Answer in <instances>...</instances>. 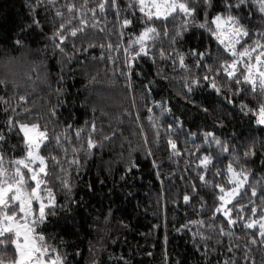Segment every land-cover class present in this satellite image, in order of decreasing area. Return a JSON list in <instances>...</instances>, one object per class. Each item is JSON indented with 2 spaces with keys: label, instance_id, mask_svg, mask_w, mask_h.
<instances>
[{
  "label": "snow or ice",
  "instance_id": "obj_1",
  "mask_svg": "<svg viewBox=\"0 0 264 264\" xmlns=\"http://www.w3.org/2000/svg\"><path fill=\"white\" fill-rule=\"evenodd\" d=\"M246 2L247 0H64L61 4L59 0H48L50 19L46 16L44 23L51 25L50 41L53 50H58L61 54L63 67L69 61L79 60L76 52L83 53L91 49L95 41L89 33L91 29L99 27V14H113L120 28L125 29L136 23L133 12L138 9L139 13H145V16L140 18L141 29L132 34L135 38L121 41L127 45L123 48L125 55L122 63L117 66L116 60L119 57L110 54L105 56L104 53H101L99 59L90 58L94 63H99L100 60L112 61L113 77L116 73L123 77L127 86L125 94L127 95L129 89L135 93L132 97V107L138 106L137 97L141 102L146 99L147 89L143 81H140L139 89L135 86L137 79L144 75L140 62L151 59L155 65L157 56L172 58L173 66L179 65L186 73L181 81V91L177 95L189 99V93H194L196 88L203 86L222 95L234 106L235 101H239V111L248 117L250 124L254 123L258 128L250 127L248 133H237L233 130L232 135L228 137L218 136L216 131L204 130L200 144L193 145L195 152L180 147L183 122L178 117H174L172 123L163 125L165 150L170 149L168 160L183 158V153L187 151L188 167L194 166L196 172V182H189L184 191L177 190L172 203L183 200L186 207H199L200 212L196 214L204 215L205 209L211 213L206 219L188 221L182 228H187L189 224L206 225L207 229L215 232L217 236L232 237L234 232L229 229L230 225L234 227L242 223L241 231L258 226L259 243L264 244V0H252V4L258 6V11L262 14L258 26L242 14ZM40 4L41 0H37L36 4L30 7L38 9ZM217 8L222 11L215 12ZM112 10H115L114 13ZM177 12L182 14L179 24L176 23ZM201 16L203 19H198ZM190 22L199 29H205L215 38L219 45L215 51H212L210 44L205 45L203 42L187 52L173 48L184 35ZM41 23L40 19L32 18L31 24L25 27L31 29ZM121 35L122 32L117 33L118 39ZM77 40L81 41L79 48L75 42ZM85 42L88 43V48L83 46ZM12 44L14 47H24L23 39H15ZM100 47L110 53L114 48L120 50V43L109 41L101 43ZM78 66L85 69L87 75V69L93 65L86 57L85 63ZM156 74L168 79L164 70L158 66ZM113 77L108 78L110 84L116 83ZM42 79L48 83L46 72ZM95 82L96 75H93L90 83ZM0 85L7 86L8 81L0 79ZM52 91L57 98L55 105H51L48 100L47 105L51 106L46 105L43 112L22 108V115L14 110L13 115H9L11 101L0 96V101L9 105L3 113L7 131L0 128V264H67L68 254L61 251V244L64 242L58 241L55 234H49L47 225L52 217L58 216V204L60 208L70 210V204L75 202L71 170L74 168L79 172L97 147L103 149L109 142L116 141L115 132L106 134L102 125L98 127L96 119L93 118L85 119L76 127L75 134L71 135L72 125L67 121L60 122L56 115V107L61 102L60 96L64 93V88L61 86ZM27 100V95L18 97V102ZM191 102L196 103L195 100ZM153 103L160 107L162 115L171 111L165 107L163 97ZM144 107L147 108V105L144 104ZM198 107L206 115L210 114V109L202 103ZM92 110L96 111L95 106ZM147 110L149 113L153 111L151 108ZM141 117L142 113L138 112L131 121L136 131L130 133L138 136L140 143L136 148H130L126 157L124 153L119 157L125 172L134 173L140 168L139 156L133 155L137 150L147 157H152L150 164L153 168H163V163L155 158L161 139V133L158 131L161 125L157 124L154 115L147 117L148 128L153 130L150 139L143 124H139L137 128ZM216 125L223 129L224 121L217 118L213 127ZM13 132L18 143L11 145L14 155L8 156L9 149L5 145L9 144V134ZM257 132L260 134L257 135ZM120 135L123 137L122 132ZM196 136L197 132L189 131L184 136V143L187 144L190 137ZM236 136H240L239 145L233 143ZM201 145H207V148H202ZM61 154L64 159H61ZM256 156L261 158L259 173L252 159ZM65 164L67 167H64ZM107 170L111 171V168ZM210 173L212 179H209ZM160 174L162 173L158 171L157 175ZM94 187V181L85 184L87 189ZM57 188L63 192V199L56 191ZM206 197H211V204L206 202ZM194 201L196 203H193ZM213 218L220 220V224L217 225ZM103 219L108 222L109 216L105 215ZM120 223L123 225V221ZM249 235L251 243H257V233ZM196 237L203 241L204 254L207 256L212 237L202 230L193 233V238ZM99 247L101 251L105 249L102 243ZM232 249L230 242L228 250ZM90 251L92 257L88 264H106L92 245ZM250 252V245L245 244L242 253L245 264L249 260ZM123 259L121 257V260ZM124 264H128V261L125 260ZM223 264H238V261L232 257L225 259ZM251 264H255V257H252Z\"/></svg>",
  "mask_w": 264,
  "mask_h": 264
},
{
  "label": "trees",
  "instance_id": "obj_2",
  "mask_svg": "<svg viewBox=\"0 0 264 264\" xmlns=\"http://www.w3.org/2000/svg\"><path fill=\"white\" fill-rule=\"evenodd\" d=\"M36 2L37 0H0V79L8 81L7 86L0 85V96L11 101V110L8 114L13 115L14 110L22 115V108L43 112L48 100L51 101V105L57 103L56 94L52 89L62 86L64 93L60 96L61 102L56 107V115L60 122L67 121L72 125L71 135L75 134L77 126L89 118L96 119L98 127L102 125L106 134L107 132L116 134L115 143L109 142L103 149L97 147L79 172L74 168L71 170L75 202L70 204V210L60 208L58 204V216L52 217L47 225V232L55 234L58 241L64 242L61 244V251H66L68 254L67 264H88L92 257L90 245L96 248L97 254L106 264H124L125 260L128 264H176L177 261L179 264H217L218 261L223 264L225 259L232 257H235L238 264H245L242 258L245 244L251 247L247 264H251L252 257H255V264H264V244L259 243L258 227L241 231L242 223L234 227L230 225L229 229L234 232L232 237L217 236L215 232L208 230L206 225L189 224L187 228H182L181 226L188 221L206 219L211 213L205 209L204 215L196 214L200 212L199 207L193 208L192 205L186 207L183 200L176 204L172 203L177 190L184 191L189 182H196V172L194 166L188 167L187 151L183 153V158L176 157L168 160L170 149L165 150L163 125L172 123L174 117H178L183 122L180 147L195 152L193 145L200 144L204 130L216 131L218 136L228 137L232 135L233 130L237 133H248L250 127L258 128L254 123L250 124L248 117L239 111V101L236 100V106H234L222 95L203 86L196 88L194 93H189V99H185L183 95H177L181 91V81L186 73L180 69L179 65L173 66L172 58L157 56L155 65L152 64L151 59L140 62L144 75L137 79L135 86L139 89L140 81H143L147 89L146 99L141 102L137 97L138 106L134 108L132 97L135 93L129 89L127 95L125 94L127 86L123 77L119 73L113 77L112 61L100 60L99 63H94L90 58L99 59L101 53L105 56L110 54L113 57H119L116 65H120L125 55L123 48L127 46L121 41L126 42L135 38L132 34L138 33L141 29L140 18L144 17L145 13L135 10L133 16L136 17V23L125 29L120 28L113 14H99L97 17L99 27L91 29L89 33L95 41L91 49L83 53L76 52L75 55L79 60L69 61L62 67L61 54L58 50H53L50 41L51 25L44 23L46 16L50 19L48 0H41L38 9L30 7ZM59 3H64V0H59ZM114 11L112 10L113 13ZM209 11L212 12L211 9ZM221 11V8L215 10V12ZM242 14L252 24L259 25L262 14L259 13L258 6L252 4V0H247ZM123 15L122 12L121 16ZM181 15L177 12V24L180 23ZM32 18L40 19L42 23L29 29L25 25L31 24ZM198 19H203V16ZM121 32L122 35L118 39L117 33ZM15 39H23L24 47H14L12 41ZM109 41L120 43V50L114 48L109 53L107 49L100 47L101 43ZM75 42L79 48L81 41ZM201 42L205 45L210 44L212 51L219 46L210 33L205 29L197 28L190 22V25L185 28L184 35L179 38L177 45H173V48L187 52L189 49L196 48ZM83 46L89 47L87 42ZM200 50L203 51V49ZM68 51L71 50L68 49ZM86 57L93 65L87 69V75H85V69L78 66L85 63ZM157 66L164 70V75L168 79L156 74ZM45 72L48 74V83L42 79ZM93 75H96V82L90 83ZM109 77L116 79V83L110 84ZM20 95H27L28 100L18 102ZM162 97L165 107L171 109L163 115L160 107L153 103L154 100L158 101ZM192 100L196 103H192ZM201 103L210 109V114L206 115L198 107ZM93 106L96 108L95 112L92 110ZM8 107V104L0 101V128H5V131L7 128L3 113ZM148 108L153 111L149 113ZM138 112L142 113V117L137 128L139 124H143L144 131L150 139L153 130L148 128L147 117L154 115L157 118V124L161 125L158 129L161 139L155 158L163 163V168H153L150 164L152 157H147L137 150L133 155L139 156L141 166L134 173H129L124 171V164L119 157L121 153H124L126 157L129 149L136 148L140 143L138 136L130 134L136 131L131 121L135 119ZM217 118L224 121L223 129L219 125L213 127ZM43 122L42 120L41 123ZM49 127L51 128V125ZM177 130L179 131V126ZM189 131L197 132V136L190 137L185 144L184 136ZM121 132L123 137L120 135ZM9 136V144L5 147L9 149L8 156H12L14 153L11 151V145L17 144L18 139L14 132ZM233 143L239 145L240 136H236ZM201 147L207 148V145H201ZM64 158L61 154V159ZM252 159L259 173L261 158L256 156ZM5 163L7 165V157ZM64 167H67V164ZM109 167L111 171L107 170ZM158 171L162 174L157 175ZM212 178L210 173L209 179ZM93 181L95 182L93 189L85 188L86 183ZM56 191L63 199V192L59 188ZM63 202L67 203V201ZM206 202L211 204V197H206ZM105 215L109 216L108 222L103 219ZM213 219L217 225L220 224V220ZM198 230L205 231L212 237L209 241L207 256L204 254L203 241L199 237L193 238V233ZM253 232L257 233V243H251L249 234ZM218 240L219 243H217ZM230 242L233 245L232 251L228 250ZM101 243L105 245L103 251L99 247ZM121 257L124 259L121 260Z\"/></svg>",
  "mask_w": 264,
  "mask_h": 264
},
{
  "label": "rangeland",
  "instance_id": "obj_3",
  "mask_svg": "<svg viewBox=\"0 0 264 264\" xmlns=\"http://www.w3.org/2000/svg\"><path fill=\"white\" fill-rule=\"evenodd\" d=\"M258 227V226H257Z\"/></svg>",
  "mask_w": 264,
  "mask_h": 264
}]
</instances>
